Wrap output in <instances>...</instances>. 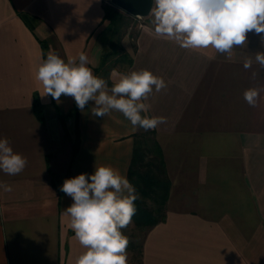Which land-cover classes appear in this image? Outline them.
Masks as SVG:
<instances>
[{
  "label": "crops",
  "instance_id": "crops-1",
  "mask_svg": "<svg viewBox=\"0 0 264 264\" xmlns=\"http://www.w3.org/2000/svg\"><path fill=\"white\" fill-rule=\"evenodd\" d=\"M107 1L0 0V138L28 160L19 175L0 171L12 187L0 188V264H76L85 249L62 215L73 202L64 180L101 165L128 178L141 129L117 111L93 115V101L81 111L71 96L54 100L37 79L50 50L66 62L84 52L96 75L109 42ZM151 19L126 73L147 69L167 84L145 102L147 115L166 117L155 136L170 193L140 264H264V69L254 59L264 42L249 32L228 58L157 37ZM121 74L111 73L109 87ZM250 87L261 89L255 107L243 98Z\"/></svg>",
  "mask_w": 264,
  "mask_h": 264
},
{
  "label": "clouds",
  "instance_id": "clouds-1",
  "mask_svg": "<svg viewBox=\"0 0 264 264\" xmlns=\"http://www.w3.org/2000/svg\"><path fill=\"white\" fill-rule=\"evenodd\" d=\"M157 37L174 40L184 49L214 48L231 58L233 49L247 45V34L254 32L264 42V0H152L149 13ZM255 62L264 69V51L255 52ZM88 57L81 52L67 62L50 50L41 60L37 79L45 94L59 101L62 95L74 98L77 108L94 102L93 115L104 117L120 112L134 129L155 130L166 123V117L149 116L146 103L153 94L167 88L162 77L150 70H132L120 75L109 87L108 81L94 74ZM253 60L243 62L251 69ZM253 78L257 76L252 73ZM261 89L250 87L243 93L245 102L255 107ZM25 156L17 153L8 138H0V171L16 176L27 166ZM0 188L11 192L9 184ZM60 191L71 197L72 204L62 215L70 218L69 228L85 249L76 264H128L129 238L122 229L132 223L139 199L134 185L111 165L95 167L92 174L81 173L65 179Z\"/></svg>",
  "mask_w": 264,
  "mask_h": 264
},
{
  "label": "trees",
  "instance_id": "trees-1",
  "mask_svg": "<svg viewBox=\"0 0 264 264\" xmlns=\"http://www.w3.org/2000/svg\"><path fill=\"white\" fill-rule=\"evenodd\" d=\"M104 11V18L109 20L106 29L111 34L108 45L104 49L101 64L96 68V75L100 77H102V71L108 73L105 67L112 59L111 62L114 61V63L126 61L129 67L133 64V57L120 44L119 34L124 25H128L130 21L137 18L114 6L110 1L104 3ZM105 80L109 81L108 77ZM155 134V130H149L146 134L136 135V144L128 169V180L134 185L139 196V199L135 201L137 211L132 221L143 231H148L165 221L166 204L170 193V180L165 159Z\"/></svg>",
  "mask_w": 264,
  "mask_h": 264
},
{
  "label": "rangeland",
  "instance_id": "rangeland-1",
  "mask_svg": "<svg viewBox=\"0 0 264 264\" xmlns=\"http://www.w3.org/2000/svg\"><path fill=\"white\" fill-rule=\"evenodd\" d=\"M150 16V15H149ZM148 19L147 17H138L133 19V21H130L128 25H124L121 29V33L119 34L121 37L120 44L123 46V48L130 53V55L133 57V52L135 49L136 44V38L140 29V25L142 23H145ZM110 32L107 30L106 37H110ZM113 60V59H112ZM111 60V61H112ZM116 60V59H114ZM109 61L105 68H107L108 73L101 72V75L104 79L107 77L110 78V75L113 71H118L120 73H126L129 69V64L126 61H118V63H114ZM117 61V60H116ZM148 131H145L144 129H141L140 133L146 134ZM122 232L124 235H126L129 238V245L127 248L128 253V264H140V248L143 243L145 232L140 228H137L134 222L122 229Z\"/></svg>",
  "mask_w": 264,
  "mask_h": 264
},
{
  "label": "water",
  "instance_id": "water-1",
  "mask_svg": "<svg viewBox=\"0 0 264 264\" xmlns=\"http://www.w3.org/2000/svg\"><path fill=\"white\" fill-rule=\"evenodd\" d=\"M110 2L135 17H147L150 14L152 0H110Z\"/></svg>",
  "mask_w": 264,
  "mask_h": 264
}]
</instances>
